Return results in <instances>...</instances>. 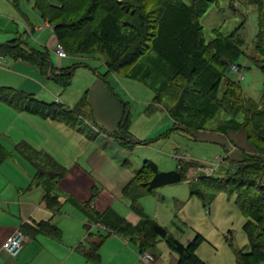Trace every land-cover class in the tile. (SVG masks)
I'll return each mask as SVG.
<instances>
[{"label":"trees","instance_id":"trees-1","mask_svg":"<svg viewBox=\"0 0 264 264\" xmlns=\"http://www.w3.org/2000/svg\"><path fill=\"white\" fill-rule=\"evenodd\" d=\"M217 1L34 0L33 7L52 25L57 42L63 47L66 45L64 50L68 55L102 54L106 67L104 75L121 74L119 71L126 69L122 75L142 81L152 89L154 95L147 110L167 98L169 103L164 109L172 119L173 129L194 139L223 145L227 162L222 166L223 173L214 171L200 176L193 182L189 194L204 196L206 189L234 193L235 204L245 217L242 229L249 244L246 251L235 249L236 264H264V82L261 97L256 101L244 95L239 82L231 79L227 71V63L230 60L236 62L244 53L264 72V0H250L255 4L258 17V30L253 38L254 54H247L242 49L244 40L237 27L226 34L213 29L214 37L205 41L199 18ZM229 7L232 11L237 9L232 2ZM0 52L35 65L63 88L71 83L78 66L56 67L47 50L26 48L19 39L0 44ZM255 53L259 55L255 56ZM0 93L1 99L19 110L50 117L83 132L79 127L80 120L84 119L80 113L89 107L87 97H82L74 107H68L58 102L39 101L11 87L0 88ZM219 110L231 117L211 129L223 135L242 133L249 148L246 153L241 148L242 156L234 158L231 148L219 139L200 136L207 129L206 121ZM126 120L124 110L117 128L130 138ZM4 157L5 153L0 152V160ZM179 160L178 168L169 171H161L155 162L145 160L125 184L122 193L129 198L131 210L140 217L136 224L114 212L102 214L95 209L90 210L89 218L95 217V222L105 225L109 231L135 240L139 252L152 251L158 240L165 239L170 249L178 254V264H206L195 252L196 241L185 245L169 238L167 229L148 217L137 201L141 195L158 187L186 180L188 167L194 163ZM43 163L49 167L44 169L38 163L36 177L46 181L43 183L46 205L51 209L58 208V197L51 193L47 183L53 185L64 175L65 169L46 158ZM84 226L88 227L87 224ZM33 232L60 235L59 229L50 221L36 225ZM227 236L231 237L230 231ZM101 239L102 236L88 242L89 248L85 252L88 258H97Z\"/></svg>","mask_w":264,"mask_h":264},{"label":"rangeland","instance_id":"rangeland-1","mask_svg":"<svg viewBox=\"0 0 264 264\" xmlns=\"http://www.w3.org/2000/svg\"><path fill=\"white\" fill-rule=\"evenodd\" d=\"M33 1L21 0V9L31 21L41 23V18L37 17L33 9ZM231 2L237 9L232 11L229 7ZM254 8L255 4L250 0H218L212 3L199 18L205 41L214 37L213 29L226 34L237 27L244 40L242 49L247 54H254L253 38L258 30L257 11ZM17 13L22 16L19 11ZM241 22H243L242 27ZM22 26L20 23L18 27L20 31L23 29ZM1 28L4 33L3 25L0 30ZM46 31L52 35L49 28ZM38 33L35 31L34 36ZM41 39L45 41L47 38L42 36ZM27 41L31 45H36L33 37L28 38ZM63 45L66 47L65 44ZM52 51L51 58L55 60L56 54ZM258 55L255 53V56ZM61 62L62 66L78 65L74 69L71 83L63 92L58 83L44 80L45 84L37 98L54 101V97L60 96L68 101L70 107L77 105L82 97L89 99L91 102L89 107L87 106L85 112L80 113L84 118L79 123L83 133H80L81 130L79 133L77 131L73 133L76 138L80 136V139L86 141L79 144L80 139H77L72 145L80 147L84 153L82 159H87V162L83 161L84 165L93 170L92 173L113 196L115 201L112 202L111 207L121 215H126L131 205L129 198L123 195L122 189L145 160L155 162L161 171H169L178 168L179 159L182 158L183 161L194 163L188 167L187 178L198 179L206 174L204 171L206 168L215 166L213 164L218 163L219 158L225 156V149L221 143L194 139L186 133L173 129L172 119L164 109V105L169 103L167 98H164L160 104L153 105V109L147 110L154 92L142 81L122 75L126 69L120 70L121 74L104 75L106 67L102 54L68 55L62 58ZM231 62L234 61L230 60L227 63L228 72V65ZM236 62L241 66L243 78L240 80L233 72H229L228 76L239 82L246 97L259 100L263 91V70L244 53L238 56ZM9 78L17 79L19 76L13 74L9 75ZM102 88L106 89L109 97L101 93ZM102 103L108 108V111L100 110L104 118L98 111ZM117 107L120 109L118 114H116ZM124 110L125 117L127 116L126 131L130 138L122 134V129L116 127V122ZM111 114L116 115L115 120H109ZM230 117L225 111L219 110L212 119L206 121L207 129L203 130L200 136L225 142L235 158L242 156L240 150L243 149V153L249 151L242 133L229 132L223 135L212 130L219 126L221 120ZM235 117L240 118V115ZM129 141L133 142L129 143ZM222 166L223 164L215 167L213 172L223 173ZM193 179L158 187L151 193L141 195L137 200L138 204L149 217L154 220L158 217L159 221H156L167 229L169 238H175L185 245L196 241L195 252L206 264H236L235 249L246 251L249 244L242 229L245 217L235 204V194L206 189L204 196L190 195ZM48 188L51 189L49 186ZM86 208L89 209L85 207L86 213L91 215ZM93 218L88 221L90 225L97 224L96 218ZM228 231L231 232L230 238L227 236ZM132 241L136 243L135 240ZM161 242L168 252L170 247L167 240ZM157 243L158 241L156 245Z\"/></svg>","mask_w":264,"mask_h":264},{"label":"crops","instance_id":"crops-1","mask_svg":"<svg viewBox=\"0 0 264 264\" xmlns=\"http://www.w3.org/2000/svg\"><path fill=\"white\" fill-rule=\"evenodd\" d=\"M20 1L0 0V27L3 25L5 29L4 33L2 28L0 30V44L19 39L26 48L47 50L54 66L65 67L61 59L68 55H56L55 60L51 58V51H54L57 43L52 25L34 7L42 22L31 21L22 11ZM20 23L23 25L21 31L18 28ZM48 28L52 35L47 33ZM35 31L39 32L37 36H34ZM42 36L47 39L43 41ZM31 37L35 46L27 41ZM13 74L19 78L10 79L9 75ZM44 80L52 79L28 61L0 52V88L11 87L39 101L58 102L70 107L68 101L60 96L54 97V101L37 98L45 84ZM60 88L63 92L66 89L62 86ZM101 93L105 97L110 96L106 89L102 88ZM88 102L91 103L89 99ZM100 110L108 111V108L104 103L99 106V115L103 117ZM119 110L117 107L116 114ZM115 118L116 115L111 114L109 120ZM74 131L79 133V130L61 121L19 110L0 98V152L5 153V157L0 160V264H178V254L169 248L166 252L164 244H161L163 240H158L155 248L150 251L153 261L146 263L140 259L137 244L132 240L109 231L105 225L104 228L95 223L90 225L86 206L89 213L92 209L102 214L114 212L131 224H136L140 217L130 207L124 216L111 207L115 199L92 173L93 170L84 165L83 161L87 162V159H82L84 153L80 147L72 145L73 141L80 139V136L76 138L73 135ZM85 141L81 138L78 143ZM45 158L65 169L64 175L53 185L47 183L51 193L58 197L59 206L54 209L45 203L46 190L43 183L46 181L38 178L39 181L36 177L38 163L44 169L48 166L43 163ZM192 179L187 178L188 181ZM156 220L159 221L158 217ZM44 221L54 224L60 235L55 237L44 232L34 234L33 228ZM84 224L88 227L85 228ZM16 230L22 231L26 240L20 251L12 256L2 244ZM100 236L102 239L97 248V258H88L85 254L89 248L88 242L98 240Z\"/></svg>","mask_w":264,"mask_h":264},{"label":"built area","instance_id":"built-area-1","mask_svg":"<svg viewBox=\"0 0 264 264\" xmlns=\"http://www.w3.org/2000/svg\"><path fill=\"white\" fill-rule=\"evenodd\" d=\"M54 51L58 57H65L66 52L61 45L60 42H57L54 46ZM229 72L236 73L238 78L241 80L243 78V74L241 72V66L236 62H231L228 65ZM219 158V157H218ZM226 164L227 162L224 160V157L219 158L218 163H214L215 166H210V168H206V174L213 172L215 167L220 164ZM98 226L103 227L100 223H97ZM26 240L25 235L20 230H16L13 234H11L2 244V247L8 252L10 255L15 256L23 246L24 241ZM139 257L142 261L146 263H151L153 261V254L150 251H142L139 254Z\"/></svg>","mask_w":264,"mask_h":264}]
</instances>
